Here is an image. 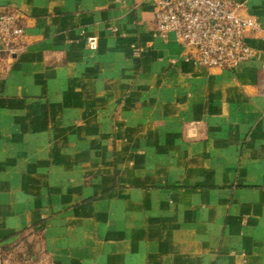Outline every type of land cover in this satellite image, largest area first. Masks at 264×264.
I'll return each instance as SVG.
<instances>
[{
  "label": "crops",
  "instance_id": "crops-1",
  "mask_svg": "<svg viewBox=\"0 0 264 264\" xmlns=\"http://www.w3.org/2000/svg\"><path fill=\"white\" fill-rule=\"evenodd\" d=\"M230 1L260 27L234 74L156 0H0V264H264V0Z\"/></svg>",
  "mask_w": 264,
  "mask_h": 264
},
{
  "label": "built area",
  "instance_id": "built-area-1",
  "mask_svg": "<svg viewBox=\"0 0 264 264\" xmlns=\"http://www.w3.org/2000/svg\"><path fill=\"white\" fill-rule=\"evenodd\" d=\"M152 21L153 36L161 41L171 36L197 69L234 74L257 56L246 44V36L259 34L260 27L246 14L243 4L230 0H156ZM23 35L20 15L1 12L0 69L8 46ZM85 47L95 52L96 38L88 37Z\"/></svg>",
  "mask_w": 264,
  "mask_h": 264
}]
</instances>
